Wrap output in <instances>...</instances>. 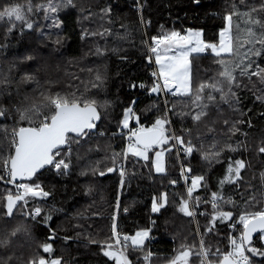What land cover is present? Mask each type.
<instances>
[{
    "label": "snow or ice",
    "instance_id": "6c2138e0",
    "mask_svg": "<svg viewBox=\"0 0 264 264\" xmlns=\"http://www.w3.org/2000/svg\"><path fill=\"white\" fill-rule=\"evenodd\" d=\"M200 2L201 0H192L195 5ZM240 3L244 4L245 0H240ZM136 7L141 14V23L150 24V21L143 19L144 6L140 0H137ZM77 8L76 0H37L35 3L33 0H26L25 4L8 3L0 5V22L6 25V36L17 30L21 36L25 30L37 31L42 39H51L55 35L53 51H58L62 42L61 33H45L44 28L50 26L62 29L64 20L61 14ZM79 10L83 11V8ZM102 12L109 18L107 22L112 23V8H104ZM41 20L44 21L43 25ZM223 21L218 41L215 42L206 40L202 29L192 28L183 33L173 29L162 35L152 36L151 42L143 41L150 53L146 57L147 61L155 65L151 72L152 83L133 82L129 87L146 90L148 95L161 97L164 108L161 110L160 104L154 102L143 109L145 112L156 113L154 122L148 127L141 123V116L134 109L135 100L131 102L132 106L124 107L121 119L117 122L119 133L111 132L112 136L120 134L122 138L126 137V147L121 151L113 149L108 142L109 132L101 123L105 118L102 111L107 113L111 107L110 102L98 100L96 94L86 95L91 89L100 92L106 88V70L102 72L99 68H81V71L94 73L84 91L79 87L70 92L54 91L57 81L47 79L42 82L38 77V66L30 65L24 69L19 67V64H30L37 59L35 54L29 53L19 59V64L12 66L21 73L17 80L11 79L9 75L0 76V182L12 186L5 187V194L0 197V220H3L0 225V264H70L62 256L54 254L51 242L56 239L55 229L50 224L53 212H60L62 209L53 206L45 211L42 205L35 203L29 208V201H47L52 196L53 193L45 190L40 182V177L45 172H53L61 178L70 176L74 159L80 161L101 151L104 155L97 159L88 158L78 175H117L118 186L110 235L98 238L92 233L78 232L74 237H62L65 244L83 236L87 245L98 246L103 256L114 264H154L156 253L146 244L153 238L152 228H141L134 234L118 230L120 195L126 182L130 186L131 178L138 174L137 171L129 170V157L137 158L132 161L133 168L143 161L141 167L148 168L150 173L154 170L157 174L166 175V152L173 153L177 158L182 153L189 164L180 163L186 196L180 197L178 211L195 220L203 203L210 204L211 212L199 211V215L209 218L203 232L199 222H196L198 243L181 242L175 254L165 264H264V171L259 174V189H255L247 180L251 161L243 156L232 155L248 151L247 129L255 126L253 117L256 113L253 107L246 106V96L242 93L251 92L255 97L254 103L259 102L264 106V0L258 6H248L244 10L233 0L230 9H226L223 14ZM111 35L110 28L102 31L83 30L81 39ZM111 51L115 53L119 49L112 48ZM108 52L107 47L97 46L94 53L89 54L101 57ZM206 53L216 58L215 63L219 67L215 76L194 85L193 59ZM121 59L127 60V57ZM72 75L74 79H80L78 75ZM81 83L84 81L81 80ZM26 85H32L30 92L21 94V86ZM68 87L71 88L72 85L69 84ZM169 95L178 98L171 107ZM4 97L8 99L5 101ZM177 104L182 107L177 109ZM170 114L178 117L182 124L190 120L191 127L182 126V134H176L171 128ZM258 115L264 119V111H259ZM218 125L221 126L219 129ZM206 135H211L207 149L204 140ZM237 136L243 139H234ZM101 140L105 142L103 149ZM150 153L154 155V159ZM194 153L207 166L199 174H192L190 161ZM256 153L264 157V139L259 142ZM225 162L226 167L217 174L216 190H212L208 173L215 165ZM169 183L176 185L177 180L170 179ZM225 186H232L242 204L225 194ZM85 187L86 195L94 191L92 184ZM201 188L209 195H194ZM242 188L248 191L247 197L240 191ZM168 202L167 192L153 197L151 212L161 213ZM127 211L128 208L125 207L123 212ZM77 216H83V213H78ZM37 224L50 230L44 241L36 242L38 250L26 259L23 252L18 256L15 251H10L17 244L18 237L34 241L33 229ZM151 224L154 227L156 221L151 220ZM225 224L232 233L238 232V235L228 236L230 250L222 252L217 247L213 251L206 243L205 235H218V225ZM74 227L81 228L82 225L76 223ZM255 234L259 235L254 241ZM256 257L260 259L257 260Z\"/></svg>",
    "mask_w": 264,
    "mask_h": 264
},
{
    "label": "trees",
    "instance_id": "16d2710c",
    "mask_svg": "<svg viewBox=\"0 0 264 264\" xmlns=\"http://www.w3.org/2000/svg\"><path fill=\"white\" fill-rule=\"evenodd\" d=\"M37 2V0H33ZM78 8L69 9L61 14L64 20L62 29L45 27V33L60 32L62 42L58 51H53L55 45L51 39H42L37 31L25 30L23 36L19 31H14L5 35L6 25L0 22V76L9 75L11 79L17 80L20 72L13 68V65L19 64V59L26 54L33 53L37 59L30 64H19L21 69L28 68L30 65L38 66L39 79H51L57 81L55 90L70 92L79 87L84 91L88 86L87 82L94 73L81 71V68L92 67L99 68L102 72L106 70L108 77L107 86L103 91L97 92L91 89L86 95L96 94L98 100H107L110 102L107 113H103L102 125L108 130V142L116 151H121L126 147L127 139L122 138L120 134L115 136L111 132L119 133L117 122L121 119L124 107L132 106L131 102L136 101L134 109L141 116V123L150 127L154 122L156 113L154 111L145 112L146 106L154 102L160 104L161 110L164 108L163 99L155 95L146 94V90L130 89L129 85L133 82L151 84V72L154 69L153 64H149L146 57L150 53L143 41L152 36L162 35L170 30L181 31L188 29L203 30L204 38L210 41H218V32L224 25L223 14L226 9H230L233 0H201L199 5L192 3V0H140L143 4V19L150 21V24L141 23L140 12L137 11V0H76ZM261 0H245L244 4L240 0L235 3L244 10L248 6H258ZM16 3L25 4L26 0H0V5ZM111 7V21L108 23V17H105L102 9ZM83 8V11L79 9ZM41 25L44 21H40ZM104 28L112 30L111 36L88 37L81 39L83 30L102 31ZM120 37H124L123 39ZM97 46L107 47L109 52L106 56L97 57L90 55L94 53ZM112 48L119 49L118 52H112ZM121 57H127L122 60ZM215 57L209 54H202L201 57L193 59L194 85L199 81H207L216 75L218 65L215 63ZM106 66V69H105ZM11 69V72L9 70ZM76 74L80 79H74L72 74ZM81 80L84 83H81ZM72 85L71 88L68 85ZM82 85V86H80ZM90 87V86H89ZM257 87H260L257 85ZM14 88V85H13ZM32 85L21 86V94L31 90ZM35 95L34 93H32ZM246 96L245 104L247 107H253L256 115L253 117L255 125L249 131L248 151L232 154L234 156L246 157L251 161V167L248 171L247 180L255 189H259V174L264 171V157L258 156L256 148L259 142L264 139V119L259 118V111H264V106L255 102V97L251 92L242 93ZM8 98L4 97L6 101ZM178 98L168 96L169 107ZM182 105L177 104L180 109ZM251 115V114H250ZM171 128L176 134L180 135L182 126L191 127V121L186 120L183 124L175 115H171ZM11 122V121H8ZM134 126V121L132 122ZM98 127L100 125L98 124ZM218 129L221 127L217 126ZM246 127V126H243ZM127 131V130H124ZM215 135V134H211ZM211 135H206L205 148L209 147ZM226 139V137H221ZM234 139H243L237 136ZM101 147H104V140L100 141ZM82 154L83 150H82ZM104 155V152L92 153L76 163H73L72 174L61 178L53 172H45L40 177V182L45 190L53 194L47 201L31 202L29 207L37 203L44 207L45 211L53 206L62 209L60 212H53V219L50 222L51 227L55 229L56 239L51 241L54 245L55 255L62 256L70 264H114L113 261L104 257L96 245H87V240L82 236L78 240L69 241L65 244L61 239L65 236L74 237L78 232L92 233L98 238H104L110 235L111 217L114 214V198L117 194L118 177L115 173H110L104 177L80 176V168L87 163L88 158L97 159ZM153 155V154H151ZM225 155H228L227 153ZM176 156L171 152L166 154L167 174H157L154 170L149 172L146 167H141L143 161L136 164L133 168L132 161L137 158L129 157V170L137 171L136 177L131 178L130 186L126 182L123 193L120 195L121 211L117 217L118 230L122 233L134 234L141 228H152V239L148 241L147 247L154 253V264H165L174 254L181 242L198 243L199 236L196 234V222H199L201 232L209 217L199 215L200 210L211 212L210 204H201L195 220L186 217L178 211L180 197L186 196V189L181 182L180 163ZM188 165L189 160H182ZM192 174H199L206 170V165L201 161L197 154L191 158ZM103 167V165H101ZM226 167L225 164H217L211 172L208 173L210 187L216 190L217 174L219 170ZM142 173V175H140ZM255 176V179L253 177ZM151 177V178H149ZM170 179H176V185L169 183ZM92 184L94 191L86 195V185ZM6 186L0 182V197L5 194ZM245 197L249 195L248 191L241 189ZM162 192L168 193V206L162 209L161 213L151 212V202L153 197H159ZM225 194L232 196L238 203L242 204L240 196L232 190V186H225ZM194 195L205 197L209 195L205 189H199ZM127 207V213L123 209ZM239 209H237L238 211ZM2 211V208H0ZM83 213V216H77ZM19 219V217L17 218ZM151 220H155L153 227ZM80 223L81 228H75L74 225ZM230 223V222H229ZM3 220H0V225ZM219 234H206V243L213 249L219 247L222 252L230 250L227 244V238L231 234V229L227 225H218ZM49 228L42 224L34 226V241L26 240L23 237L17 238V244L10 251H15L19 256L21 252L26 259L38 249L36 242H42L49 235ZM35 243V244H34ZM22 245V247H21ZM42 251V250H40ZM47 257V254H45ZM255 259L259 260V257Z\"/></svg>",
    "mask_w": 264,
    "mask_h": 264
},
{
    "label": "rangeland",
    "instance_id": "374dc122",
    "mask_svg": "<svg viewBox=\"0 0 264 264\" xmlns=\"http://www.w3.org/2000/svg\"><path fill=\"white\" fill-rule=\"evenodd\" d=\"M153 66H154V68H155V65H154V64H153ZM153 70H154V69H153ZM153 70H152V71H153ZM80 86H82V85H80ZM135 110H136V108H135ZM148 112H151V111H148ZM8 123H11V122H8ZM166 154H167V152H166ZM166 154H165V157H166ZM175 158H176V157H175ZM153 159H154V155H153ZM183 160H184V159H183ZM76 162H77V161L74 159V160H73V163H76ZM183 163H185V161H184ZM185 165H186V164H185ZM31 202H33V201L30 200V201H29V205H30ZM36 204H37V203H36ZM29 205H28V207H29ZM29 208H30V207H29ZM195 222H196V220H195ZM231 234L238 235V232H237V233H232V231H231ZM146 243H147V242H146ZM34 244H35V243H34Z\"/></svg>",
    "mask_w": 264,
    "mask_h": 264
},
{
    "label": "built area",
    "instance_id": "2783aa9c",
    "mask_svg": "<svg viewBox=\"0 0 264 264\" xmlns=\"http://www.w3.org/2000/svg\"><path fill=\"white\" fill-rule=\"evenodd\" d=\"M177 158V157H176ZM184 159V156H183V154L181 153V155H180V157L179 158H177V160L179 161V162H182V160ZM181 184L184 186V188L186 189V185H185V183H184V180H183V178L181 177ZM232 231V230H231Z\"/></svg>",
    "mask_w": 264,
    "mask_h": 264
},
{
    "label": "water",
    "instance_id": "95a60500",
    "mask_svg": "<svg viewBox=\"0 0 264 264\" xmlns=\"http://www.w3.org/2000/svg\"><path fill=\"white\" fill-rule=\"evenodd\" d=\"M7 186L12 187L11 185H7ZM257 235H259V234H255L254 237H253L254 241H255Z\"/></svg>",
    "mask_w": 264,
    "mask_h": 264
},
{
    "label": "bare ground",
    "instance_id": "6f19581e",
    "mask_svg": "<svg viewBox=\"0 0 264 264\" xmlns=\"http://www.w3.org/2000/svg\"><path fill=\"white\" fill-rule=\"evenodd\" d=\"M180 184H181V182H180Z\"/></svg>",
    "mask_w": 264,
    "mask_h": 264
},
{
    "label": "crops",
    "instance_id": "0c3cea01",
    "mask_svg": "<svg viewBox=\"0 0 264 264\" xmlns=\"http://www.w3.org/2000/svg\"><path fill=\"white\" fill-rule=\"evenodd\" d=\"M150 155H151V153H150Z\"/></svg>",
    "mask_w": 264,
    "mask_h": 264
}]
</instances>
